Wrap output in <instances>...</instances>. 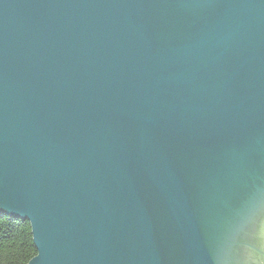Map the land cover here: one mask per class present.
<instances>
[{
  "label": "water",
  "instance_id": "95a60500",
  "mask_svg": "<svg viewBox=\"0 0 264 264\" xmlns=\"http://www.w3.org/2000/svg\"><path fill=\"white\" fill-rule=\"evenodd\" d=\"M0 211L29 264H239L264 243V0H0Z\"/></svg>",
  "mask_w": 264,
  "mask_h": 264
},
{
  "label": "trees",
  "instance_id": "16d2710c",
  "mask_svg": "<svg viewBox=\"0 0 264 264\" xmlns=\"http://www.w3.org/2000/svg\"><path fill=\"white\" fill-rule=\"evenodd\" d=\"M36 255L30 223L0 211V264H29Z\"/></svg>",
  "mask_w": 264,
  "mask_h": 264
},
{
  "label": "flooded vegetation",
  "instance_id": "af4514ba",
  "mask_svg": "<svg viewBox=\"0 0 264 264\" xmlns=\"http://www.w3.org/2000/svg\"><path fill=\"white\" fill-rule=\"evenodd\" d=\"M241 242L242 246L240 250L242 251L239 254L242 256L239 264H264V243L256 245L254 237L252 239L248 234L246 235V239Z\"/></svg>",
  "mask_w": 264,
  "mask_h": 264
}]
</instances>
